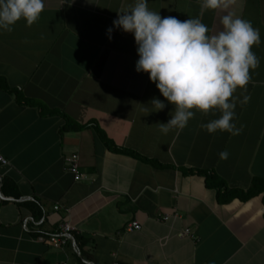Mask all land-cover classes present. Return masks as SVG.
<instances>
[{"label":"crops","instance_id":"crops-1","mask_svg":"<svg viewBox=\"0 0 264 264\" xmlns=\"http://www.w3.org/2000/svg\"><path fill=\"white\" fill-rule=\"evenodd\" d=\"M132 3L44 0L37 22L0 32V264H264L263 194L244 200L264 181V0L202 16L200 0H148L162 18L199 17L209 35L228 13L259 30V65L234 93L235 135L203 127L218 111L160 131L174 106L135 71L134 36L106 33ZM66 119L84 128L63 130ZM133 222L141 229L126 231ZM65 224V245L39 241Z\"/></svg>","mask_w":264,"mask_h":264},{"label":"clouds","instance_id":"clouds-1","mask_svg":"<svg viewBox=\"0 0 264 264\" xmlns=\"http://www.w3.org/2000/svg\"><path fill=\"white\" fill-rule=\"evenodd\" d=\"M200 3L202 16L207 10L227 9L232 0ZM44 7V0H0V32L12 31L21 19L31 26ZM221 23L223 30L209 35L199 17L183 21L175 16L162 18L148 7V0H133L106 30L109 40L114 29L134 36L139 57L135 71L148 74L150 82L174 106L171 119L159 124L162 133L184 129L197 111L220 113L218 119L203 125L210 134L217 130L239 133L231 122L236 107L234 93L246 87L250 69L259 65L251 49L260 44V33L250 21L231 13L223 15ZM151 105L155 111L166 107L158 98H153ZM220 157L227 159L228 153L222 152Z\"/></svg>","mask_w":264,"mask_h":264},{"label":"built area","instance_id":"built-area-1","mask_svg":"<svg viewBox=\"0 0 264 264\" xmlns=\"http://www.w3.org/2000/svg\"><path fill=\"white\" fill-rule=\"evenodd\" d=\"M66 163H67V169L74 176V180L76 182L80 181L82 175L79 170L78 157L72 156L67 159ZM0 164L2 165L7 164V161L1 155H0ZM168 218H169L168 216H165L163 217V220L167 221ZM140 229L141 226L137 222H133L126 227V231L128 232L139 231ZM71 231H73V227H71L69 224H65L60 232L48 234L46 237L41 236L39 238V241L44 242L46 239H48L55 247H61L66 244L68 240V235ZM186 237H191V232L189 229H185L178 234V238L180 239Z\"/></svg>","mask_w":264,"mask_h":264},{"label":"trees","instance_id":"trees-1","mask_svg":"<svg viewBox=\"0 0 264 264\" xmlns=\"http://www.w3.org/2000/svg\"><path fill=\"white\" fill-rule=\"evenodd\" d=\"M0 88L6 89V90L8 89L7 84L2 79H0ZM51 114H55V112L52 111ZM83 128H84L83 126H80V125H77L75 123H72L70 120L66 119V124H65L63 130H81ZM98 133H99L100 137H103L105 139V141L108 142L107 139L105 138V135L100 130H98ZM135 157H138V156H135ZM139 159L147 162V160H145V159H142V158H139ZM214 178L215 177L213 175H207L206 180L207 181L208 180L212 181V180H214ZM2 192H3L4 195L7 194V186H6V184L3 185ZM260 194H263V202H264V181L263 180H255V182L253 183V186L251 187L249 192L247 194H245L244 200H247V199L252 198L254 196H258ZM231 198L232 197L230 196L227 199V201H230Z\"/></svg>","mask_w":264,"mask_h":264}]
</instances>
